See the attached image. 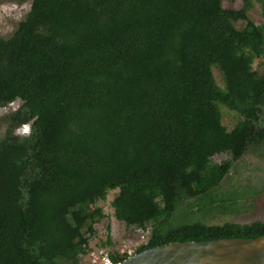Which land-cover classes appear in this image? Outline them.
I'll list each match as a JSON object with an SVG mask.
<instances>
[{"label":"trees","instance_id":"obj_1","mask_svg":"<svg viewBox=\"0 0 264 264\" xmlns=\"http://www.w3.org/2000/svg\"><path fill=\"white\" fill-rule=\"evenodd\" d=\"M250 5L32 0L0 37V106L22 101L0 137V264H80L105 216L98 202L116 188L115 216L148 231L135 253L264 235L262 220L198 217L235 200L212 192L233 161L264 143V68L254 67L264 26ZM221 106L240 116L232 129ZM223 153L231 158L214 160Z\"/></svg>","mask_w":264,"mask_h":264},{"label":"rangeland","instance_id":"obj_2","mask_svg":"<svg viewBox=\"0 0 264 264\" xmlns=\"http://www.w3.org/2000/svg\"><path fill=\"white\" fill-rule=\"evenodd\" d=\"M251 5L248 11L249 17L257 24L264 26V15L258 0H250ZM32 0H0V37H9L16 30L19 22L25 18L31 8ZM245 0H223L226 8L240 9L244 6ZM244 22H237L242 26ZM264 58H257L254 67L261 72ZM216 81L220 86H224V80L221 72L216 66H213ZM22 101L15 100L5 106H0V137H4L8 127L7 117L16 110ZM222 122L228 129H232L240 116L228 107L221 106ZM264 121V119H263ZM29 126H19L15 129L18 134H25ZM231 158L229 153L216 154L215 161ZM118 188L111 189L105 199L99 200L98 205L104 210L105 216L95 223L97 233L90 241V250L98 247H104L109 252L114 250L120 253L133 251L148 237V231L136 227H127L124 221L115 216L112 200ZM212 196L218 198H234L233 202H224L228 205L226 209L224 204L219 207H212L206 218L200 219L208 223H223L234 221L239 223H248L254 220L264 221V143L251 145L244 155L232 162L229 174L222 180L220 185L212 192ZM187 202H184L180 210L187 209ZM94 207V206H91ZM108 225L110 230L108 231ZM110 232L112 244L103 245L106 242ZM132 253V254H133ZM80 264H94L93 256L88 252L83 255Z\"/></svg>","mask_w":264,"mask_h":264},{"label":"water","instance_id":"obj_3","mask_svg":"<svg viewBox=\"0 0 264 264\" xmlns=\"http://www.w3.org/2000/svg\"><path fill=\"white\" fill-rule=\"evenodd\" d=\"M117 264H264V235L172 241L133 253Z\"/></svg>","mask_w":264,"mask_h":264},{"label":"built area","instance_id":"obj_4","mask_svg":"<svg viewBox=\"0 0 264 264\" xmlns=\"http://www.w3.org/2000/svg\"><path fill=\"white\" fill-rule=\"evenodd\" d=\"M93 256L94 264H117L114 262L110 256V252L104 247L94 248L89 251ZM135 252V251H134ZM133 251H128V256L131 255Z\"/></svg>","mask_w":264,"mask_h":264},{"label":"clouds","instance_id":"obj_5","mask_svg":"<svg viewBox=\"0 0 264 264\" xmlns=\"http://www.w3.org/2000/svg\"><path fill=\"white\" fill-rule=\"evenodd\" d=\"M26 125H24L23 127H25ZM27 126H29V124H27ZM29 128H30V126H29Z\"/></svg>","mask_w":264,"mask_h":264},{"label":"flooded vegetation","instance_id":"obj_6","mask_svg":"<svg viewBox=\"0 0 264 264\" xmlns=\"http://www.w3.org/2000/svg\"><path fill=\"white\" fill-rule=\"evenodd\" d=\"M243 155H244V154H243ZM230 169H231V168H230ZM228 174H229V172H228ZM228 174H227V175H228ZM227 175H226V176H227ZM226 176H225V177H226ZM225 177H224V178H225Z\"/></svg>","mask_w":264,"mask_h":264}]
</instances>
